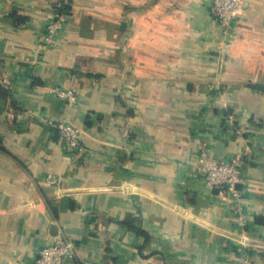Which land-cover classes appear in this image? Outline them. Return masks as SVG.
Listing matches in <instances>:
<instances>
[{
	"label": "crops",
	"instance_id": "crops-1",
	"mask_svg": "<svg viewBox=\"0 0 264 264\" xmlns=\"http://www.w3.org/2000/svg\"><path fill=\"white\" fill-rule=\"evenodd\" d=\"M210 2L0 0V264H37L58 237L65 264H264V0L230 39ZM236 154L245 228L203 178Z\"/></svg>",
	"mask_w": 264,
	"mask_h": 264
},
{
	"label": "built area",
	"instance_id": "built-area-1",
	"mask_svg": "<svg viewBox=\"0 0 264 264\" xmlns=\"http://www.w3.org/2000/svg\"><path fill=\"white\" fill-rule=\"evenodd\" d=\"M244 0H211L209 12L212 18L222 27L223 33L227 38H232V21L240 12ZM60 2L54 8L52 17L44 27L42 33L41 48L50 46L58 30L65 24L68 12L62 7ZM58 97L65 99L68 103H74L77 99L75 88H55ZM51 122V121H50ZM57 129L60 140L66 148L72 152L82 151L81 139L82 131L78 126L67 119H58L52 122ZM244 159L242 155L236 154L229 158L208 159L203 166V178L205 185L212 190L213 194L222 201L231 204L237 218V224L241 228L247 226L244 217L243 207L240 202V190L237 184L241 181L242 166ZM47 181L54 183L55 179L48 174ZM242 242L249 241L247 236H242ZM74 246L71 241L58 237L52 244L43 246L38 250L36 256L37 264H65L67 258L72 257Z\"/></svg>",
	"mask_w": 264,
	"mask_h": 264
},
{
	"label": "trees",
	"instance_id": "trees-1",
	"mask_svg": "<svg viewBox=\"0 0 264 264\" xmlns=\"http://www.w3.org/2000/svg\"><path fill=\"white\" fill-rule=\"evenodd\" d=\"M62 9L64 10V11H67L68 12V9H69V6L68 5H64L63 7H62ZM15 17H17L18 19H22V17H18V16H16V15H14ZM254 87H256L255 85H254ZM258 220L256 219V222H257Z\"/></svg>",
	"mask_w": 264,
	"mask_h": 264
}]
</instances>
